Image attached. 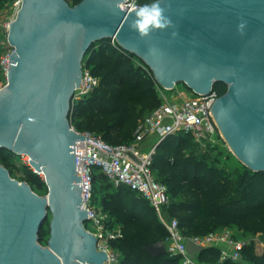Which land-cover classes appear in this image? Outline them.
Wrapping results in <instances>:
<instances>
[{
	"label": "water",
	"instance_id": "water-1",
	"mask_svg": "<svg viewBox=\"0 0 264 264\" xmlns=\"http://www.w3.org/2000/svg\"><path fill=\"white\" fill-rule=\"evenodd\" d=\"M124 2L84 0L71 7L65 0H22L10 24L14 52L0 90V148L29 157L48 195H37L0 165V264L107 262L85 229L74 147L85 137L69 119L83 60L100 41L113 40L140 59L163 89L183 84L206 96L225 84L227 93L212 109L222 138L245 167L264 172V0H164L172 26L143 39L129 28L134 13L121 9ZM49 215L43 247L39 234ZM205 250L187 243L193 261ZM144 251L153 259L167 255L163 242Z\"/></svg>",
	"mask_w": 264,
	"mask_h": 264
},
{
	"label": "trees",
	"instance_id": "trees-1",
	"mask_svg": "<svg viewBox=\"0 0 264 264\" xmlns=\"http://www.w3.org/2000/svg\"><path fill=\"white\" fill-rule=\"evenodd\" d=\"M15 0H0V8ZM76 7L84 0H65ZM154 0H139L140 5ZM117 46V47H116ZM113 40L93 44L83 60L84 68L100 81L89 96L72 102L70 124L79 133L100 137L109 146L133 141L139 121L160 104L157 83L138 65L141 61L124 52ZM5 53L0 47V59ZM142 62V61H141ZM0 73L4 74L0 68ZM225 84L215 85L219 97L227 93ZM17 155L0 148V165L9 170ZM156 181L167 188L168 218H175L187 238L205 237L235 229L251 236L243 253L247 264H264V172L247 167L230 172L222 165L216 145L201 148L189 135L170 136L159 144L153 157ZM23 181L35 193L48 195L44 180L30 168ZM94 205L109 216L107 226L119 227L124 235L112 248L120 256L118 264H182L169 255L151 258L144 248L168 237L155 209L137 193L115 188L99 170L94 175ZM40 242L44 238L40 237ZM198 264H220V250L206 249ZM228 264V263H225Z\"/></svg>",
	"mask_w": 264,
	"mask_h": 264
},
{
	"label": "built area",
	"instance_id": "built-area-1",
	"mask_svg": "<svg viewBox=\"0 0 264 264\" xmlns=\"http://www.w3.org/2000/svg\"><path fill=\"white\" fill-rule=\"evenodd\" d=\"M131 4L140 6L139 0H125L121 9L130 12L128 6ZM21 6L22 0L14 1L15 18L12 21L16 19ZM11 22L5 27L7 32ZM113 45L116 46L117 43L113 41ZM13 52L14 49L7 41V50L0 59V68L6 78ZM138 65L156 82L152 71L143 62L140 61ZM99 85V79L83 66L82 83L75 93L73 102L89 96ZM175 91L176 86L166 90L158 85L161 104L139 121L130 144L109 146L100 137L90 133H79L71 126L72 130L85 137L84 141H76L74 146L77 171L81 175L83 208L88 213V225H85V229L97 238L98 251L108 255L105 264H118L120 256L114 251L112 244L124 238L123 232L119 227L109 228L107 226L109 216L94 205V175L95 171L100 169L115 188L123 187L137 193L155 209L168 232L164 242L167 255L180 258L182 264H198L187 256V243L191 241L199 247L219 249L220 264H247L243 261L247 242L235 239L229 230L205 237L187 238L181 232L178 220L168 218L165 214L164 210L170 204L167 188L156 181L152 171L153 157L159 144L170 136L184 134L191 136L195 144L205 148L207 145H216V139L222 137L212 110L220 98L214 89L206 96L191 92L190 96L185 98L180 93L175 94ZM153 137L157 138V142L148 152H144L141 146ZM87 138L101 143L111 152L99 148ZM262 246L264 247V243Z\"/></svg>",
	"mask_w": 264,
	"mask_h": 264
},
{
	"label": "rangeland",
	"instance_id": "rangeland-1",
	"mask_svg": "<svg viewBox=\"0 0 264 264\" xmlns=\"http://www.w3.org/2000/svg\"><path fill=\"white\" fill-rule=\"evenodd\" d=\"M13 3L8 4L4 6L3 8H0V47L4 51L7 50V41H8V32L6 31L5 27L15 18V12L13 10ZM6 85H7V78L3 77L0 73V90L4 89ZM178 93H180L185 98V97L190 96L191 91L185 85L178 84L176 86L175 94H178ZM170 94L171 93H169V95ZM156 142H157V138L153 137L147 140L146 143H144L141 146V149L144 152H148L150 147L153 146ZM216 147H218V150L220 152L221 159H222V165L224 167H226L232 173L243 170L244 165L234 156V154L229 149L227 143L223 140L221 136L216 139ZM10 168H11L14 178L18 180L19 182L23 181L21 178L23 177L24 169L26 168L32 169L31 166H29V157L27 156H16L10 162ZM97 170L100 171V169H97ZM39 176L43 180H45L44 175L39 174ZM36 194L41 197H47V195L46 196L43 195L44 191L41 192V195L38 193ZM51 220H52V216L49 215L48 219L44 223L42 230L39 234V237L44 238V242L42 243L40 242V244L43 247H48V241L50 239ZM229 231L233 234L235 239L241 242H248L251 239V236L245 235L242 232H239L235 229H231ZM261 241L262 243H264L263 239H261Z\"/></svg>",
	"mask_w": 264,
	"mask_h": 264
},
{
	"label": "clouds",
	"instance_id": "clouds-1",
	"mask_svg": "<svg viewBox=\"0 0 264 264\" xmlns=\"http://www.w3.org/2000/svg\"><path fill=\"white\" fill-rule=\"evenodd\" d=\"M164 0H154L151 4L137 6L129 5L130 12L134 13V18L129 24V28L135 31L140 38H147L156 30H164L172 26V21L162 6ZM123 7V5H121ZM246 22L238 25V31L243 30Z\"/></svg>",
	"mask_w": 264,
	"mask_h": 264
},
{
	"label": "bare ground",
	"instance_id": "bare-ground-1",
	"mask_svg": "<svg viewBox=\"0 0 264 264\" xmlns=\"http://www.w3.org/2000/svg\"><path fill=\"white\" fill-rule=\"evenodd\" d=\"M41 175H43V174L41 173Z\"/></svg>",
	"mask_w": 264,
	"mask_h": 264
},
{
	"label": "crops",
	"instance_id": "crops-1",
	"mask_svg": "<svg viewBox=\"0 0 264 264\" xmlns=\"http://www.w3.org/2000/svg\"><path fill=\"white\" fill-rule=\"evenodd\" d=\"M147 148V147H146ZM151 148V147H150Z\"/></svg>",
	"mask_w": 264,
	"mask_h": 264
}]
</instances>
